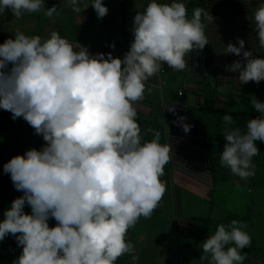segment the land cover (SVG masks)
<instances>
[{
  "label": "clouds",
  "instance_id": "clouds-1",
  "mask_svg": "<svg viewBox=\"0 0 264 264\" xmlns=\"http://www.w3.org/2000/svg\"><path fill=\"white\" fill-rule=\"evenodd\" d=\"M67 4L75 13L82 11L80 0ZM91 6L98 18L108 14L102 0H92ZM88 7L84 4L83 11ZM6 10L17 19L26 12L59 15L57 6L45 8L44 0H0V15ZM202 17L213 20L202 8L189 19L184 3L152 0L134 16V39L123 58L92 55L55 31L47 39L17 31L0 44V109L11 112L13 120L23 117L46 142L3 165L14 188L23 192L0 221V241L12 235L22 247L13 264H116L134 252L128 230L158 207L166 192L161 177L172 159L170 144L159 143V131L149 128L154 139L141 142L134 105L163 64L183 71L187 54L208 44ZM254 21L264 48V3ZM238 44L229 43L224 53L242 54L243 62L236 60L226 70L238 72L241 84L264 81V58L246 51L243 39ZM250 103L260 115L248 121L246 131L230 126L231 115L223 117L220 164L243 180L254 174L256 141H264V102ZM168 111L174 113V106ZM185 119L173 123L188 133L192 126ZM50 218L57 222L53 227ZM246 228L237 220L217 225L200 245L201 259L243 264L247 254L241 250L251 245Z\"/></svg>",
  "mask_w": 264,
  "mask_h": 264
},
{
  "label": "crops",
  "instance_id": "crops-1",
  "mask_svg": "<svg viewBox=\"0 0 264 264\" xmlns=\"http://www.w3.org/2000/svg\"><path fill=\"white\" fill-rule=\"evenodd\" d=\"M102 2L109 10L102 19L97 17L91 6L92 0H80V13H75L67 0H44L45 8L57 6L59 15L53 14L52 17H46L43 12H26L17 19L11 10H6L0 15V44L10 37L14 38L17 31L30 37L39 35L42 39H47L55 31L70 43L77 41L86 46L92 55L104 53L107 58V54L111 53L113 57L123 58L134 39L131 31L133 18L152 0ZM157 2L171 4L173 0ZM176 2L185 4L189 19L196 8L204 9L213 17V20L202 17L208 44L202 50L194 49L187 54L188 67L183 71L163 64L160 72L146 83L144 99L136 102L134 107L141 117L137 120L141 132H148L150 124L154 123L155 129H152L159 131L163 144H170L172 148V159L168 163L172 191L168 198L177 206L178 220L173 232L176 238L186 239L205 221L211 223L214 220L196 242L181 252L189 259L188 263L209 264L210 256L201 259L203 249L200 245L214 234L217 225H228L237 220L247 225L244 230L249 235L257 226L264 229V213L261 211L264 206V177L261 175L253 179L254 182H250V177L243 180L220 164V155L226 143L223 138L226 127L224 115L232 116V128L244 132L248 121L260 115L250 101L256 98L264 102V81L241 84L238 72L226 70V66L236 60L243 62L242 54L224 53L229 43L238 47V39H243L246 51H251L254 57L264 58V48L259 46L254 21V13L264 0ZM84 4H89V7L83 11ZM182 87L183 92L179 94ZM173 106L175 112H169L168 107ZM178 117H186L184 123L192 126L188 133L183 131L182 126L173 123ZM256 145L261 152L264 141L262 146ZM260 157L258 154L253 158V175L264 169ZM188 204L194 206L192 210L195 214L187 219L184 207L187 209L185 205ZM199 206H203L208 215H201L200 222H194ZM196 246H199L198 252L192 249Z\"/></svg>",
  "mask_w": 264,
  "mask_h": 264
},
{
  "label": "rangeland",
  "instance_id": "rangeland-1",
  "mask_svg": "<svg viewBox=\"0 0 264 264\" xmlns=\"http://www.w3.org/2000/svg\"><path fill=\"white\" fill-rule=\"evenodd\" d=\"M137 114V120L141 119L139 113ZM141 137L142 143L153 140V137L149 136L146 131L141 132ZM45 143L42 135L36 134L35 130L23 117L13 120L11 112L0 109V169L12 157L23 155L32 148L40 150ZM159 143L163 145V142L159 141ZM164 171L165 175L161 177V180L166 184V192L162 200L150 218L141 217L136 225L128 230L126 239L133 244L134 252L121 256L116 264H165L166 261H169V264H198L195 262L188 263L189 259L184 257V253L176 250L174 244L176 236L173 232L175 231L176 220H178L175 212L177 206L171 203L168 198L172 191L170 184L171 172L168 164L165 166ZM6 176L8 177V187L13 190L14 185L10 174H6ZM191 204L185 205L187 209L184 207V216L187 219L195 214L192 210L194 206ZM261 211L264 213V206ZM196 214L194 222H200L201 215H206L207 212L205 213L203 206H199ZM213 222L214 220L211 221L209 227ZM250 237L251 245L243 253L247 254L243 264H264V229L258 226L255 227ZM192 249L198 252L199 246ZM21 252L22 247L17 246L16 238L12 235L6 236L3 241H0V264H13V261L20 256ZM132 255H136L138 260L133 261ZM195 257L197 258V256ZM195 257L192 259L196 260Z\"/></svg>",
  "mask_w": 264,
  "mask_h": 264
},
{
  "label": "trees",
  "instance_id": "trees-1",
  "mask_svg": "<svg viewBox=\"0 0 264 264\" xmlns=\"http://www.w3.org/2000/svg\"><path fill=\"white\" fill-rule=\"evenodd\" d=\"M251 116V115H249ZM154 125V123H153ZM152 124H150V128H154ZM155 129V128H154ZM157 131V130H156ZM149 136H152L154 139V136L152 133L147 132ZM163 141V138L160 137V142ZM256 144L262 146V141H256ZM261 152H259L258 154H260V160L262 165H264V147L262 146L261 148ZM263 169V168H262ZM259 169L257 171V173L253 176H250V179L252 182L253 179H258L261 177V175L264 177V169ZM254 182V181H253ZM256 182V181H255ZM8 177L6 176V174L3 172V168L0 169V221H2L4 219V211L7 210L8 208H10L12 201L23 195V192L17 191L15 188L12 190L10 189V187H8ZM24 211L26 213H31V208L26 204L24 207ZM50 227H53L56 225V221L53 218H50L48 221ZM210 225V222L207 220L205 221V223H203L201 226L197 227L198 229L196 230V232L193 235H190L188 237H186V239H183V237H177L175 238V246H176V250L178 252L183 251L184 248H186V246H188L189 244H191L192 242H196L198 240V238L200 237L201 233ZM171 260V259H170ZM169 261H166L165 264H169Z\"/></svg>",
  "mask_w": 264,
  "mask_h": 264
},
{
  "label": "built area",
  "instance_id": "built-area-1",
  "mask_svg": "<svg viewBox=\"0 0 264 264\" xmlns=\"http://www.w3.org/2000/svg\"><path fill=\"white\" fill-rule=\"evenodd\" d=\"M183 88H184V87L181 88V90L179 91V94H182V92H183Z\"/></svg>",
  "mask_w": 264,
  "mask_h": 264
}]
</instances>
